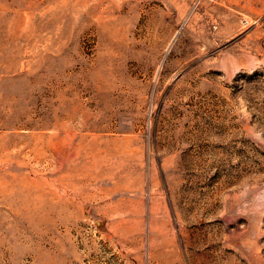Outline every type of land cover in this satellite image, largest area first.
I'll return each instance as SVG.
<instances>
[{"label":"rangeland","instance_id":"374dc122","mask_svg":"<svg viewBox=\"0 0 264 264\" xmlns=\"http://www.w3.org/2000/svg\"><path fill=\"white\" fill-rule=\"evenodd\" d=\"M0 264H264V0H0Z\"/></svg>","mask_w":264,"mask_h":264}]
</instances>
